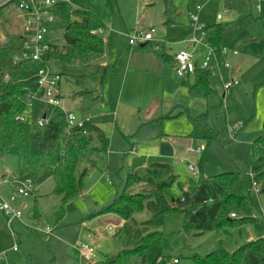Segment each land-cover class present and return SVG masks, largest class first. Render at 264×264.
<instances>
[{
	"label": "rangeland",
	"instance_id": "1",
	"mask_svg": "<svg viewBox=\"0 0 264 264\" xmlns=\"http://www.w3.org/2000/svg\"><path fill=\"white\" fill-rule=\"evenodd\" d=\"M69 1L70 4L91 9L101 17L113 11L119 23L129 24L139 20L144 25L155 24L158 28H166L167 21L171 19L176 23H182L176 24L182 26V29H190L188 0ZM135 1L137 4L140 2L142 8L147 2L145 7L152 12L147 14V11L136 9ZM181 11L182 14L177 15ZM197 12L203 23H224L223 44L229 49L238 51V55L230 58V64L235 69L234 75L239 79V84L233 86L223 97L222 90L220 92L213 90L219 83L218 77L210 76L212 91L207 93L210 100L209 112L199 116L185 114L177 124L180 129L187 128L192 133L194 140L191 143L194 149L200 144L206 145L201 165L193 155L184 156L182 159L179 154L171 158L155 156L148 159L137 149L138 140L150 139L152 136L148 126L139 136L132 134L126 137L127 133L121 125L124 122L113 121L111 118L108 122L117 124L118 132L115 133L108 154L95 152L89 160H83L77 166V173L85 167L88 168L83 178V192L77 197L62 205L60 196L53 192L55 183L51 173L34 179L35 185H39L36 196L26 199L29 205L24 209L22 221L13 220L12 230L15 237L10 245L7 243L9 247L6 248V253L3 252L0 256V264H78L80 255L77 246L82 242L92 243L97 250L99 264H107V257L115 256L122 248L133 243L134 231L143 227L141 222L148 219L151 213L147 210L136 212L133 214L135 221L126 223V220L117 214L102 215L97 214L96 211L111 203L117 194L123 191L129 173L144 171L152 162H170L173 173L179 175L178 178L187 180L186 182L199 176L189 170V163L200 168L205 177L221 173H239L243 177L246 189H251L252 143L259 135L264 134V0H207ZM218 12L223 13V19H216ZM19 14L20 9L16 3L0 9V32L5 34V37L0 35V45L18 44L26 34L23 18ZM139 27L143 26L139 25ZM159 31L162 32V28ZM169 33L174 34L172 29H169ZM102 36L105 37V33H102ZM50 37L54 43L67 49L68 44L62 25L56 22ZM94 57V54H85L79 50L73 53L69 49L65 58L51 60L50 69L61 73L63 78L61 108H53L44 99L36 98L27 107L25 116L28 122L38 120L44 110H47V116L51 118L57 111L65 112L71 109V105L76 107L73 104H79L84 94L88 93L84 85L76 80L78 75L83 76L88 85L93 84L89 87L94 89V81L104 74V71L98 69ZM223 73L227 75L226 71ZM114 74L118 79L119 68ZM229 75L231 74L227 77ZM112 77L110 71L107 82L110 83L112 92H116L117 80L112 81ZM128 82L129 76L125 88H122L123 92H126ZM95 95L98 96V93ZM76 111L79 115L82 114L81 109L76 108ZM163 120L165 119H161ZM127 122L133 127L132 132H134L143 121H136L134 118ZM240 122L243 123L242 127L234 130V125ZM170 125L172 127V124ZM158 144L159 141L151 142L150 146L153 148L151 153L157 155L165 151ZM63 145L64 142H61V147ZM132 146H136L134 153L137 155L129 152ZM150 146H145L146 153ZM0 163L11 167L17 177L23 176L19 172L14 150L0 159ZM170 177L168 174H163L160 178ZM234 186L235 184L230 188L232 192L235 191ZM129 190H142V182H133ZM172 192L176 196L180 195L181 187L174 184ZM248 193L252 201L251 209L247 206L239 209L229 204L226 212L236 211L238 217L254 215L262 218L260 208L264 206V194L260 192L257 195L253 190H249ZM35 212L38 214L37 217L34 216ZM125 225L131 229V237L126 234ZM47 226L52 230L50 237L44 232ZM238 226L240 225L228 226L221 231L213 229L201 233H197L194 229L186 231L183 227V215L177 212L168 213L164 225L160 227L164 233V254L169 256L170 263L178 258L179 262L176 264H191L193 254L205 255L221 244L228 251L235 250L248 241L247 230H251L252 238L264 235V223L260 228L252 223L244 224L241 231ZM14 246L17 247L16 250H13ZM125 264H140V257H130Z\"/></svg>",
	"mask_w": 264,
	"mask_h": 264
},
{
	"label": "trees",
	"instance_id": "2",
	"mask_svg": "<svg viewBox=\"0 0 264 264\" xmlns=\"http://www.w3.org/2000/svg\"><path fill=\"white\" fill-rule=\"evenodd\" d=\"M206 1L188 0V11L197 12ZM54 11L57 24L64 27L68 46L67 49L55 46L47 56L48 60L65 58L69 49L73 53L79 50L85 54L102 55L105 52L104 37L98 32L105 22L96 12L67 2L57 3ZM224 34L223 22L207 24L206 38L218 51L224 45ZM22 39L18 44L0 45V158L14 150L21 175L38 178L51 173L55 183L53 192L60 196L62 205H65L84 188L83 178L88 168L77 173L79 162L89 160L95 152L107 153L109 137L102 127L91 120L83 126L67 130L64 111H57L42 125L37 120L28 122V119H20L28 107L29 96L38 89V71L46 64L45 60L21 57L27 52ZM163 55L168 57L166 53ZM76 80L81 84L85 81L80 75ZM193 87L211 91L209 71L198 70ZM61 142H64L62 147ZM251 151V182L255 180L261 184L260 192L264 194V134L253 141ZM169 171L167 164L155 163L148 168L145 177L138 171L129 173L123 191L111 203L96 211L97 214H117L126 223L135 221L133 214L136 212L147 210L151 213L148 219L141 222L143 227L134 231L133 243L122 248L115 256L107 257V264H125L133 256L140 257V264L178 263V258L177 262L170 263L169 256L164 254V233L160 230L171 212L182 214L184 229H194L197 233L213 229L221 231L228 226L244 223H252L260 228L264 223L263 218L252 215L227 217L229 204L239 209L245 206L252 208L248 193L251 189H246L239 173L207 177L200 174L190 179L189 188L181 189L180 195L176 196L172 187L177 177L160 178ZM133 182H142V190H129ZM233 184L234 192L230 189ZM177 186H181L180 183ZM125 230L131 237L128 225H125ZM191 264H264V235L242 243L233 251H228L221 244L205 255L195 253L191 256Z\"/></svg>",
	"mask_w": 264,
	"mask_h": 264
},
{
	"label": "crops",
	"instance_id": "3",
	"mask_svg": "<svg viewBox=\"0 0 264 264\" xmlns=\"http://www.w3.org/2000/svg\"><path fill=\"white\" fill-rule=\"evenodd\" d=\"M135 5L136 9L147 11V14H150L152 12V10H149L147 9V7H145L147 6V2L144 4L143 8L140 6V2H138L137 4V2L135 1ZM181 14L182 11L178 12L177 15ZM217 14L216 19L219 20L217 18ZM19 16L21 15L19 14ZM101 18L105 22V26L103 27L102 31V33H105L106 35V38L103 36L105 40V52L102 55L94 54V58H96L95 63L98 69L104 71V74L100 75L101 77L97 78V80L94 81V89L90 88L93 84L88 85L85 79L82 85H84V88L88 93L84 94V98L80 100L79 104H73V106L76 105V107H72L71 105V109H67L66 111H73L80 118H89L91 121H94L100 127H102L109 137V147L110 144L113 143L115 133L118 132L116 131L117 124L110 121V125V123L108 122L112 118L113 121L122 120L124 122L121 125L125 133H127L125 135L126 137L132 134H134V136H139L142 130H144V128L148 126V129L152 131V136L150 138L151 141H149L150 139H142V141L138 140L139 145H137V149L142 151V155L148 157V159L155 156H159L162 158H171L172 156L174 157V155L176 156L177 154H179V157H181L182 159V157L184 156L188 157L190 155H193L198 159V164L201 165V159L204 157L206 145L200 144L199 146H197V148H195L198 149L199 147H203V150L200 154L192 153V150H195L193 144L191 143L194 140L192 139V133L187 128L180 129L177 124L179 120L182 119L183 116H185V114L199 116L205 115L209 112L210 100L209 96H207L208 91H205L202 88L193 87V84L195 82V74L189 75L186 78H182L177 75L173 66V55L175 54L177 49H180L184 46V40L188 38L192 33V25L189 24L190 29H182V26L176 25L182 23H176V21L171 19L168 20V26H166V28H161L163 32L166 33L170 43L168 44L165 51H156L153 50L149 45H131L128 42V33H130L135 27H139V25L148 27L155 24L144 25L139 20H136L135 22H131L129 24L127 22L119 23L116 18L115 12L113 11L112 13H107L105 17ZM205 23L206 25L210 24L208 22ZM169 29H172L174 34L169 33ZM168 34H170V36ZM0 35L1 37H5V34L3 32H0ZM228 50L229 52L226 54V58L231 61L230 58L238 55V52L235 54L232 52L233 49L228 48ZM201 51H205V49L201 48ZM163 53H166V56L168 57H165ZM103 55L106 58L102 61H99L98 59ZM117 68H119L120 73L118 79L114 77V72ZM110 71H112V81L117 80L116 92H112L113 89L111 90L110 83L107 82V75ZM224 71H226L227 75L231 74L227 77V75L225 76L223 73L225 79H229L230 76L236 77L234 75L235 69L232 64L229 69L224 68L223 72ZM127 76H129V82L127 83L126 92H123L122 88H125ZM62 79L63 78L61 76V92ZM95 93H98V96L95 95ZM225 94H223V97H225ZM76 103H78V101H76ZM72 108L75 109L73 110ZM76 108L78 110L81 109L82 114L79 115L76 111ZM45 111L47 113V110L42 111L40 113V117H43L45 115ZM134 118L136 121L143 122H141V124L134 130V132H132L133 127H130L127 121ZM161 119L165 120L161 121ZM170 124H172V127H170ZM237 125L238 124L234 125V130L241 128L243 123L241 125ZM209 129L211 130V128ZM236 134H234V137L236 136ZM154 141H159L158 146L163 148L165 151H161L157 155L151 153L150 151L153 148L150 146V144ZM146 145L150 146V149L147 151V153L144 150ZM155 146H157V144ZM181 147H183V149ZM130 149L131 150H129V152H132V154L134 155L136 153V146H132ZM108 152L109 151H107V153L105 154L107 155ZM155 163L167 164L168 167H170L168 175H175L177 177L175 184L178 185V183H180V187L182 190H187L189 188L190 180L186 182L187 180L185 181L180 177L178 178L179 175L173 173V166L170 164V162H152L147 167H145L144 171L138 172H140L142 177H145L147 175L148 168L152 167ZM198 170V174H202L200 168ZM16 175L17 174H15V171L11 167L7 166L5 163H0V178L13 177ZM38 188L39 185H35V189L31 195L20 199L19 204L23 206V212L24 209H26V207L29 205L28 201L26 202V199L36 196V190ZM10 190L13 191L14 189ZM36 201L37 199L35 200V202ZM107 214L108 213L102 215ZM34 216H38L37 212H35ZM22 219L23 217L14 218L13 220L22 221ZM13 220L9 224L5 214L0 211V256L3 254V252L6 253V248L9 247L7 246V243H9L10 245L12 243V240H14L15 235L14 230H12ZM244 224L238 226V229L240 231L241 227ZM247 233L248 236L246 240L249 241L251 239H255L252 238L253 235L251 230H247L246 234ZM78 247L79 245L77 246V249L79 251ZM13 250L16 249H14L13 247ZM80 256L77 261L78 264H82Z\"/></svg>",
	"mask_w": 264,
	"mask_h": 264
},
{
	"label": "built area",
	"instance_id": "4",
	"mask_svg": "<svg viewBox=\"0 0 264 264\" xmlns=\"http://www.w3.org/2000/svg\"><path fill=\"white\" fill-rule=\"evenodd\" d=\"M59 2L70 3L69 0H0V8L6 5L16 3L20 9V15L23 18L26 34L22 37L23 47L27 50L21 57H30L34 60H45L46 64L38 71V89L29 96L28 105L36 98L44 99L53 108H61L62 92L60 89L61 73L52 71L49 67L51 60L47 56L55 49V46H60L51 40L52 27L57 22V16L54 11V6ZM218 19L223 18L222 13L217 14ZM192 25V33L186 38L185 44L178 49L173 55V66L178 76L186 78L189 75L196 74L198 70H207L210 76H217L219 83L213 88L215 91L222 90V93H227L233 86L239 84L237 77L225 79L223 75L224 68H230L231 64L226 54L228 48L223 45L220 51L217 50L206 38V24L199 19L198 12H190ZM161 28L155 25L148 27H135L128 33V42L131 45L144 44L149 45L153 50L165 51L169 40L166 38L165 32H160ZM103 29L99 28L98 32L102 33ZM105 41V40H104ZM204 48L205 51H201ZM237 53V50H232ZM202 56V57H201ZM20 59V57H16ZM25 113L20 115V119H26ZM68 129L74 126H83L89 118H80L73 111H65ZM50 117L45 116L38 118V124L47 123ZM240 122L238 125H241ZM237 125V126H238ZM203 147L192 150L194 154H200ZM189 169L194 175H198L199 170L193 163L188 164ZM250 177L252 174L250 173ZM32 176H13L0 178V211L7 217L10 224L14 218H21L23 215V206L19 201L23 197L31 195L35 189V183ZM10 189H14L11 191ZM251 190L259 195L261 187L255 180L251 182ZM260 213L264 219V206L260 208ZM254 216V215H252ZM228 218H237V212L231 211L227 213ZM108 227V226H107ZM47 237H50L52 230L47 226L44 228ZM89 236H91L89 234ZM79 251L82 264H99L97 250L90 242H82L79 244ZM14 249H17L14 246ZM178 259H174L177 262Z\"/></svg>",
	"mask_w": 264,
	"mask_h": 264
},
{
	"label": "water",
	"instance_id": "5",
	"mask_svg": "<svg viewBox=\"0 0 264 264\" xmlns=\"http://www.w3.org/2000/svg\"><path fill=\"white\" fill-rule=\"evenodd\" d=\"M106 57L103 55L102 57H100L98 60L99 61H102V60H104ZM45 116V115H44Z\"/></svg>",
	"mask_w": 264,
	"mask_h": 264
}]
</instances>
